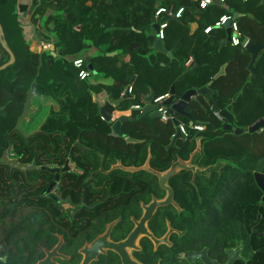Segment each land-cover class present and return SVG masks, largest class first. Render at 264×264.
I'll list each match as a JSON object with an SVG mask.
<instances>
[{
	"label": "trees",
	"instance_id": "trees-1",
	"mask_svg": "<svg viewBox=\"0 0 264 264\" xmlns=\"http://www.w3.org/2000/svg\"><path fill=\"white\" fill-rule=\"evenodd\" d=\"M170 5L176 10L184 8L181 18L155 21L157 8ZM227 5L228 10L216 3L202 10L193 0H0V40L16 59L0 71V158L12 149L23 166H65L70 160L83 172L82 176L65 173L61 177L62 198L78 207L75 217L69 218L60 205L46 197L53 181L47 169L23 173L0 164V203L8 202L2 205L4 215L21 207L22 211L41 209L51 216L29 214L10 225L4 238L0 236V260L6 257L7 264H37L45 257L42 248L52 250L62 237L60 253L68 259L58 262L80 264L79 250L117 218L122 220L112 239H124L133 227L130 217L141 216L140 203L163 200L167 194L145 166L165 173L178 160H189L199 140L201 151L194 161L206 173L187 169L174 175L169 186L179 209L159 208L149 224L159 239L173 229L170 244L155 249L152 241L144 238L135 258L142 264H203L183 256L208 249L210 258L225 263L226 251L241 246L244 260L235 264H264V193L255 179V173L264 174V130L247 133L264 118V77L251 76L247 70L250 57L242 48L229 44L219 51L226 37L224 29L204 33L222 15L238 12L246 15L237 20L244 37L263 43L264 3L227 0ZM31 10L36 33L53 42L48 49L38 47L24 34L20 16ZM249 14L254 17H247ZM164 21L163 43L173 58L154 50V27ZM193 22L198 23V29L191 35ZM1 49L0 67L10 60ZM113 53L116 55L109 57ZM126 56L128 62L123 60ZM78 58L91 59L96 75L90 80L79 78L73 64ZM190 59L193 66L186 72ZM112 62L115 68L109 67ZM226 63V75L213 81ZM255 68L264 75V52ZM211 81L213 97H198L187 107L194 121L203 126L202 132H192L188 139L171 145L174 123L147 115L123 123L120 136L113 134V124L122 117L138 116L140 112L130 111L131 106H143L150 93L155 98L165 96L175 86L179 99ZM131 84L133 94L123 100ZM31 90L37 95L32 113L21 123L23 133L29 135L26 137L14 128ZM103 91L109 102L102 107L95 98ZM215 100L233 116V127L245 129V133L224 130L226 121L211 111ZM111 101L121 102L114 106ZM102 108L111 115L117 110L122 116L106 122ZM128 138L138 143H128ZM117 162L124 167L111 168ZM12 204H16L14 211L7 207ZM93 264L121 262L109 253Z\"/></svg>",
	"mask_w": 264,
	"mask_h": 264
},
{
	"label": "water",
	"instance_id": "water-1",
	"mask_svg": "<svg viewBox=\"0 0 264 264\" xmlns=\"http://www.w3.org/2000/svg\"><path fill=\"white\" fill-rule=\"evenodd\" d=\"M264 2V0H263ZM215 3L219 6L221 4L216 0ZM235 20H237V17L235 16ZM155 32H156V40L154 42V50L156 52L163 53L167 55L170 58H173V53L171 51H167L164 47V43L162 40L159 39V27L155 26L154 27ZM226 33H227V38L226 40L221 42V46L219 51H221L224 47H226L230 41H231V36H232V31L229 28V24L225 26ZM38 38H41V34H37ZM3 38L2 34V28L0 25V39ZM42 39V38H41ZM41 42L47 44V45H52V41H47V40H41ZM3 49L9 54L10 60L7 62L5 65L0 67V71H3L7 69L8 67L12 66L16 59L14 54L12 53L11 50L7 47V45L4 43ZM243 50L246 52V54L250 57V62L248 65L247 70L250 72L251 76L256 77V78H262L264 75L256 71L255 64L261 54L264 52V42L263 43H254L249 40ZM116 53L110 54L109 56H114ZM87 65L88 69L93 75H96V72L93 68V65L91 63V59H87ZM229 63L224 64L219 72L214 76L213 81L218 80L220 77H223L226 75V69L228 67ZM191 70L187 69L186 72H189ZM211 81L207 86L200 88L198 90H189L186 93H184L181 98L177 99L176 98V90L175 86H173L169 92V98H167L164 102L163 105L166 107H169V112L170 114L181 116L184 118H187L191 122H195L194 119L192 118L191 114L187 111L188 105L193 102L198 100V97H205L206 99L210 100L214 92L211 90V85L213 83ZM37 94L31 90L28 92L26 101L24 103V109L19 117L17 124L14 128L15 131H19L20 133H23L21 123L23 120L27 119L29 115L32 113L31 111V104L33 98ZM131 95L128 93L125 94L123 97L124 99L130 98ZM154 94L151 93L149 96L145 98V106L140 112L138 116L135 118L133 117H122L119 120H117L113 126H112V132L114 135L120 136L121 135V126L123 123H126L129 120H137L141 119L147 115H149L151 118L158 119L161 116V112L158 110V107L153 104L154 101ZM122 101V100H121ZM121 101H111V104L116 106L118 105ZM3 109V108H1ZM211 111L215 114L218 115L222 120L226 121V125L224 126L225 131L229 132H234L236 135H241L246 132L245 129H237L233 127V116H231L228 112L223 111L220 106V101L215 100L212 107ZM101 116L102 119L106 122H113V117L111 114H109L105 108L101 109ZM200 124V123H198ZM174 125L177 126V122L174 121ZM260 130H264V118L259 119L255 124H253L251 127L248 128L247 133L253 134L255 132H258ZM25 135V134H24ZM26 137H29V135H25ZM179 139H184L183 135L180 133L179 129L176 130V136L172 138V144L174 145L177 140ZM128 143H138V141L133 140L128 138L127 139ZM0 164H6L11 171L18 170L23 173H27L28 171L37 169L32 166H23L19 163L17 159H9L7 157V152L0 158ZM47 169V168H46ZM145 169L148 170L149 172L155 174L158 179H159V185L162 190H164L167 195L165 199L163 200H158V199H153V201L148 205L145 206V214L141 218L139 222H136V228L134 231L128 236V238L125 241L115 243L111 240V232L113 230V225H111L108 229V231L101 237L97 238L95 241H93L90 245L85 246L83 250H81V254H83L84 258L81 264H91L94 261H97L98 258L105 254L107 251H113L117 253L121 259L123 264H140L137 261L133 260L131 255L129 254V250H139L138 242L140 239L147 237L149 238L152 243L154 244L155 247H158L160 245H169V238L170 235L173 233V229H170L169 232L161 239L156 238L153 233L149 229V223L155 216L156 212L158 211L159 208L166 207V206H175L178 208L177 204L175 203L174 200V190L169 186V180L176 175L178 172L182 170H187L189 169L187 163L182 160H178L176 163H174L171 168L165 172V173H158L149 168L148 165L145 166ZM57 171V170H56ZM255 179L256 182L259 186V188L263 191L264 193V174L262 173H255ZM263 202H264V196H263ZM179 209V208H178ZM264 235V234H263ZM63 241H61L57 246H55L52 250H45L44 254L45 257L40 260L37 264H60L58 260H65L67 257L63 254L60 253V247L62 245ZM241 249L242 247L239 246L235 249H229L226 251L228 255V260L225 263H219L218 261L212 259L208 255V249H203L202 251L199 252H188L184 255V258L187 259L189 262L195 261V260H200L203 264H235L237 261L244 260V258L241 256ZM10 251V250H9ZM0 264H7V258H3L0 260Z\"/></svg>",
	"mask_w": 264,
	"mask_h": 264
},
{
	"label": "built area",
	"instance_id": "built-area-1",
	"mask_svg": "<svg viewBox=\"0 0 264 264\" xmlns=\"http://www.w3.org/2000/svg\"><path fill=\"white\" fill-rule=\"evenodd\" d=\"M195 2H198L200 9L202 10H206L207 8H209L212 4L215 3L216 0H193ZM221 6H226L227 5V0H217ZM245 2L248 0H244ZM184 12V8L181 7L179 9L176 10L174 5H170L168 7L165 6H161L159 8H157L156 13H155V21H160L161 18H174V19H179L181 18L182 14ZM229 24V28L232 31V36H231V41H230V45L232 47H240V48H244L245 45L247 44V42H249V39L244 37L239 23L237 20H235V18L232 15L229 14H224L222 15L218 21L215 22L214 25H210L207 26L204 29V33L209 35L215 28H219V29H224L226 25ZM159 39L160 40H164L165 38V30L167 27V22L164 21L162 22L159 26ZM4 41L0 40V49L3 47L4 45ZM44 45V44H42ZM74 67L76 69L79 70V78L81 80H90L92 77V73L90 72V70L88 69V65H87V60H85V58H78L75 59L74 62ZM191 65V60L189 62H187V67H189ZM133 85L131 84L130 86H128V88L125 90V92L123 93V97L125 96L126 93H128L129 95L133 94ZM169 98V94L165 95V96H161V97H157L154 98L153 104L156 105L158 107V110L161 112V116L160 119L163 123H169L172 122L174 123V121L177 122V126L176 130L179 129L180 133L183 135L184 140L188 139L190 137V135L192 134V132H202L203 131V126L201 124H198L196 122H184L181 121L180 119L177 118V115H173L170 114L169 112V107H166L163 105V102ZM145 106V101H143V106L141 105H133L131 106L130 111H139L141 112L142 109ZM220 120H222L218 115H216ZM176 136V132L175 134L172 136L175 137ZM197 142L200 143V141L198 140ZM8 151L7 152V157H11V159H14V156L12 155V153Z\"/></svg>",
	"mask_w": 264,
	"mask_h": 264
},
{
	"label": "flooded vegetation",
	"instance_id": "flooded-vegetation-1",
	"mask_svg": "<svg viewBox=\"0 0 264 264\" xmlns=\"http://www.w3.org/2000/svg\"><path fill=\"white\" fill-rule=\"evenodd\" d=\"M69 159L71 158V154H70V156L68 157ZM69 163H71V161L69 160L68 161V163L65 165V166H60V165H58V164H51V165H48V166H46V167H41V168H38V167H34V168H37V169H46L47 168V171H49L51 174H53V181L52 182H50L48 185H49V187H48V189H47V195H46V197H48V198H51V199H53L55 202H56V204H58V205H60L61 206V208H62V211L64 212V214H65V216H67V217H69V218H74L75 217V215L77 214V212H78V207L76 206V205H74L72 202H71V200L70 199H68V200H66V199H63L62 198V196H61V194H60V192H59V189H60V187H61V177H62V175L63 174H65V173H73V174H75V175H77V176H82L83 175V172L82 171H80L79 169H77L76 167H74V168H71L70 166H69ZM118 167V166H117ZM57 170V171H56ZM104 171V170H103ZM167 195V194H166ZM155 199V198H154ZM153 201V200H152ZM151 201V202H152ZM84 202V201H83ZM82 202V204L83 205H88V203L87 202H84L83 203ZM151 202H149V203H144V202H141L140 203V208H141V216L139 217V218H136V217H130V219H129V221L133 224V227H132V229H131V231L128 233V235L124 238V239H122V240H120V241H114L113 239H112V234H113V231H114V229H115V227L118 225V223L122 220L121 218H117V219H115L112 223H110L109 225H107V228H106V230H105V232L103 233V234H101V235H99V236H97L93 241H95L97 238H99V237H101V236H103L107 231H108V229H109V227L111 226V225H113V230H112V232H111V240L113 241V242H115V243H119V242H122V241H125L127 238H128V236L134 231V229L136 228V222H139L140 220H141V218L144 216V214H145V206H148ZM12 206H16V204H12ZM89 206V205H88ZM90 207V206H89ZM35 211H34V213L33 214H36L37 216H39V217H44V218H46V212L45 211H43V210H41V209H34ZM23 213H25V211H23ZM157 213V212H156ZM50 216V215H49ZM49 216H47V217H49ZM51 217V216H50ZM151 222V221H150ZM150 224V223H149ZM171 236V235H170ZM144 238H147V237H144ZM144 238H142V239H140L139 240V242H138V246H139V250H129V254L131 255V257H132V259L133 260H135V261H137L138 263H140V264H142L141 262H139L136 258H135V256H134V253L135 252H139V251H141L142 250V247H141V241L144 239ZM149 239V238H148ZM161 239V238H160ZM61 241H63V238L62 237H60V242ZM92 241V242H93ZM59 242V243H60ZM91 242V243H92ZM91 243H86L80 250H79V254L82 256V259H81V262H80V264L82 263V261H83V258H84V256H83V254H81L80 252H81V250H83L84 248H85V246H88V245H90ZM154 245V244H153ZM163 245H165V244H163ZM159 247V246H158ZM158 247H155L154 246V248L155 249H157ZM9 250H10V248H9ZM45 250H48V249H46V248H42V251H43V253H44V251ZM109 253H114L116 256H118V259H119V261L121 262V264H123L122 263V259H121V257L117 254V253H115V252H113V251H107L105 254H103V255H101V256H105V255H108ZM45 255V254H44ZM101 256L98 258V260L101 258ZM67 257V256H66ZM184 257V256H183ZM67 259H68V257H67ZM97 260V261H98ZM94 262H96V261H94ZM94 262H92L91 264H93Z\"/></svg>",
	"mask_w": 264,
	"mask_h": 264
},
{
	"label": "crops",
	"instance_id": "crops-1",
	"mask_svg": "<svg viewBox=\"0 0 264 264\" xmlns=\"http://www.w3.org/2000/svg\"><path fill=\"white\" fill-rule=\"evenodd\" d=\"M24 1V0H23ZM28 1H31V0H28ZM244 1V0H243ZM22 1H20V3H21ZM245 2V1H244ZM262 3H264L263 2V0H262ZM221 7H223V6H221ZM223 9H225V10H228L229 9V6L228 5H226V6H224V8ZM32 10L31 11H29L28 13H24V14H22L21 16H20V23H21V25H22V27H23V30H24V34L27 36V38L29 37V35L28 34H30V29H31V16H32ZM235 16L237 17V20L238 19H241V18H245L246 17V15L245 14H242V13H238V12H235L234 13V15H233V17L235 18ZM247 17H249V18H253L254 16L252 15V14H249ZM246 23V21H244V24ZM190 33H191V35H193L196 31H197V29H198V23H196V22H193V23H191L190 24ZM225 30V32H226V29H224ZM154 34L156 35V32H155V29H154ZM212 37H216V36H212ZM217 38V37H216ZM226 38H227V33H226V37L223 39V40H221V42L222 41H224V40H226ZM229 45V44H228ZM227 45V46H228ZM220 46H221V44H220ZM226 46V47H227ZM164 47H165V45H164ZM225 48V47H224ZM90 52H92V53H94L95 52V50H91ZM115 56V55H114ZM114 56H109V57H114ZM125 62H128L129 61V57L128 56H126L124 59H123ZM191 60V65L188 67V69H190V68H192V66H193V59H190ZM189 60V61H190ZM188 61V62H189ZM194 66H195V64H194ZM109 67L110 68H115L116 67V64H115V62H112L110 65H109ZM151 94V93H150ZM149 94V95H150ZM149 95H147V96H149ZM95 100L98 102V104L100 105V106H105V104L106 103H108L109 102V97H108V95H107V93L105 92V91H103L102 93H100L96 98H95ZM143 101H145V98H144V100ZM119 116H122V113L121 112H118L117 110L116 111H114L113 112V114H112V117H114V118H118ZM12 150V149H11ZM11 150H9L11 153H12V151ZM9 152V153H10ZM10 159H11V157H9ZM15 159V158H14ZM187 163V165H189V163L188 162H186ZM189 167V166H188ZM190 169V168H189ZM1 174V173H0ZM4 202H6V203H8L7 201H4ZM4 205H6V204H4ZM9 209H11L12 211H14V209H15V206H12V205H9V206H7ZM32 209H30V210H27V211H25V213H23V211L21 210V207H19L18 209H17V211L15 212V213H13V214H11V213H7V215H4L5 214V211H4V206H0V236H1V238L3 239L4 238V232H6L9 228H10V225H12V224H15V223H17V222H19L20 220L18 219L17 220V218L19 217V216H21L22 215V213L23 214H29L30 212L29 211H31ZM8 212V211H7ZM26 214V215H27ZM21 218V217H20ZM11 249H13V247L11 248Z\"/></svg>",
	"mask_w": 264,
	"mask_h": 264
},
{
	"label": "rangeland",
	"instance_id": "rangeland-1",
	"mask_svg": "<svg viewBox=\"0 0 264 264\" xmlns=\"http://www.w3.org/2000/svg\"><path fill=\"white\" fill-rule=\"evenodd\" d=\"M32 17V16H31ZM31 24H32V22H31ZM29 35V37H28V39L29 40H32V41H35L36 42V44H37V46L38 47H41L42 49H48L49 48V45H47V44H45V43H39L38 44V42H39V40H38V38H37V33H36V27L32 24L31 25V29H30V34H28ZM26 36V35H25ZM27 37V36H26ZM34 42V43H35ZM42 44H44V45H42ZM1 53H3V51H2V49H0V54ZM200 151H201V146H200V143L199 142H197V145H196V147H195V149H194V151L191 153V155H190V158H189V160H187L186 162H188L189 163V168H190V170H193V171H199V172H202V173H206L205 172V169L204 168H202L201 166H200V163L197 161V162H195L194 161V158L197 156V155H199L200 154ZM51 165V164H50ZM69 166L71 167V168H74L75 167V165L71 162V163H69ZM124 167L123 165H122V163L121 162H117V164H113L112 166H111V168H113V167ZM4 204H6L7 205V203L6 202H4V203H0V206L1 205H4ZM34 209H32L31 211H29L30 213L29 214H33L34 213ZM27 214V213H26ZM26 214H23L22 213V215L21 216H19L18 218H17V220L19 219H21V218H24L25 216H26ZM29 214H27V215H29ZM21 217V218H20Z\"/></svg>",
	"mask_w": 264,
	"mask_h": 264
},
{
	"label": "clouds",
	"instance_id": "clouds-1",
	"mask_svg": "<svg viewBox=\"0 0 264 264\" xmlns=\"http://www.w3.org/2000/svg\"><path fill=\"white\" fill-rule=\"evenodd\" d=\"M10 159V158H9Z\"/></svg>",
	"mask_w": 264,
	"mask_h": 264
}]
</instances>
